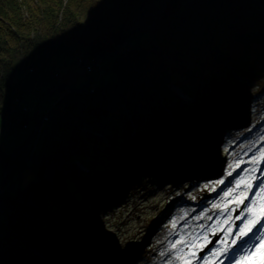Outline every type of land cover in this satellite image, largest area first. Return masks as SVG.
Here are the masks:
<instances>
[{
    "label": "trees",
    "instance_id": "1",
    "mask_svg": "<svg viewBox=\"0 0 264 264\" xmlns=\"http://www.w3.org/2000/svg\"><path fill=\"white\" fill-rule=\"evenodd\" d=\"M125 1L67 0L58 20L62 0H0V116L18 112L10 108L20 97L12 82L19 56L23 61L30 52L60 54L83 48L84 54L95 57L112 50L135 32L125 36L132 24L127 19L116 22L120 27L116 33L110 21L105 22ZM138 1L123 5L118 13L131 16L130 9ZM167 1L161 18L147 29L146 43L128 45L127 51L121 48L113 57L110 69L123 62L125 72L117 71L114 81L95 86L100 89L93 91L95 95L71 92L57 104L67 110L60 118L74 112L79 120H102V127L81 131L82 123L78 124L72 138L59 140L51 151L49 147L38 178L25 186L21 199L4 195L3 187V198L12 211L0 229V264H10L8 260L17 252L25 259L18 264H69L73 252L79 256L93 252L90 245L103 240L99 212L114 201L100 200L91 191L96 193L98 181L111 184L117 180L121 198L131 185L135 192L142 186L153 160L165 156L162 147L169 137L161 133L168 120L157 124V114L178 119L188 130L204 122L215 128L220 125L223 104L237 99L235 75H241L244 67L262 75L256 94L264 89V0H187L191 2L187 9L179 0ZM134 62L141 66L134 68ZM195 81L206 89H197ZM168 84L188 92L193 102L167 95L164 87ZM25 119L23 115L19 123ZM176 125L169 133L175 150H180L183 128ZM183 152H176L178 160L193 156L190 149ZM0 158L4 165L8 162L1 149ZM79 164L85 168L83 174H78ZM65 192L64 202L59 199ZM71 193L79 194L73 204L66 200Z\"/></svg>",
    "mask_w": 264,
    "mask_h": 264
},
{
    "label": "rangeland",
    "instance_id": "2",
    "mask_svg": "<svg viewBox=\"0 0 264 264\" xmlns=\"http://www.w3.org/2000/svg\"><path fill=\"white\" fill-rule=\"evenodd\" d=\"M140 1L142 2V0ZM162 1L142 2L133 15L127 16L123 13L121 19L118 12L123 5L128 4L125 1L120 8L115 9L116 7H112L115 10L110 13L105 22L110 21L109 26L113 28L118 20L126 22L125 19H127L128 22L132 21L131 27L124 31L125 36L135 31L128 36V45L144 44L146 43L143 42L144 38L149 33L147 30L138 31V29L147 27L153 20H156ZM66 2L67 0H62V6L57 15L58 20L62 16L61 13ZM167 2L166 0L164 9ZM179 2L185 9L191 5V2H187V0H179ZM195 4L198 5L199 2ZM118 29H120L119 26ZM94 35L93 33L90 36L94 38ZM124 49L128 50L127 47ZM128 52L123 53L128 54ZM79 56V51L62 52L60 54L49 51L46 54L30 52L23 61L21 56L18 57L12 82L21 89L19 90V88L13 86L14 91L18 89L20 97L18 101L13 100L14 102H12L10 108L14 110V107H18V112H7L0 116V149L7 156L8 163L7 161L6 163L9 164L3 183L4 195L16 196L21 199V195L26 192L25 186L30 181L33 183L38 178L37 171L44 155L48 153L49 147L51 151V147L60 142L59 140H64L67 137L72 138L73 131L77 129L78 124L82 123V126H78L80 130L85 127L88 129L102 127L103 121H99L100 123L98 121L93 122L90 117L79 120L74 112H68L66 115H69V117L65 115L68 119L65 117L64 119H62L63 117L60 118L67 110L57 104H60V99L71 92L95 95L93 91L100 90L95 89V86H104L108 82L114 81L117 71H126L121 70L125 65L121 61L122 63L117 64V67L113 69L114 71L111 70V61L116 56L113 55L103 60L95 69L93 67L88 69L81 64ZM137 66L140 67L141 64L134 62L133 67L137 68ZM261 76L250 78L246 81V84L244 83L245 80L241 81V84L244 83L241 90L242 92L245 91L246 96L243 100V109L241 107L240 110H235L228 117L232 120H243L245 123L232 127L224 135L222 130L213 129L211 125L203 123L200 127L202 131L198 132L197 135L202 136L204 140L212 141V143L208 148L201 147L197 153H194L186 166L172 161V163H169L171 165L168 164L167 167L153 164L154 173L152 175L156 178H154L155 181L145 180L141 189H136L132 196L126 198L125 195L120 201L118 194L110 199L99 198L100 200H106L107 203L114 201V205L112 204L106 211H100L97 217L98 224L103 230L104 243L98 247L99 253H102L99 255L91 254L86 257L72 256L69 264H118L120 262L124 264L129 254L131 255L128 261L136 257L133 264H183L186 261L193 264V252L202 249V246L210 241L215 231L220 232L219 234L222 236L223 222L229 218V211L227 212V210L235 209L236 211L244 205L239 204V200L248 193V189L245 187L246 182H251L256 186L264 183V152H261V149H264V93L260 92L258 95H252L255 91L254 88H257L256 85L262 80ZM64 85L80 90V92L65 89L62 87ZM51 86L57 88V91L54 92L55 89H51ZM38 105L37 118L40 120V124L37 134L25 144L21 151L20 149L32 134V129L35 126V113ZM249 108L251 114L256 117V122L254 121L251 124L249 123V116L251 115L247 114ZM23 112L27 118L23 123H19ZM46 113H49L50 118L42 120V116ZM69 118L74 119V121L69 120ZM59 123H63V127H60ZM223 136L225 137L224 142ZM222 142L224 147H222ZM211 146H213L212 153L209 151ZM167 154L172 155L171 152ZM15 155H17V158L13 160L11 157ZM201 157H205L209 161L218 159L217 167L213 170H206L201 166L206 160ZM49 161L50 159H47L46 162L50 166ZM4 162L0 158V182ZM223 164H227L229 170L221 171ZM199 165L200 167L197 168ZM84 171L85 168L81 166L78 174H83ZM229 172H231V175H228ZM212 173L214 175L211 176ZM206 175L210 177H205ZM257 177H259V180ZM241 179L243 182L237 187L236 181ZM84 180L86 184H89L86 179ZM220 181L224 182L219 183ZM202 185L207 186L202 187ZM89 186L94 189L90 184ZM229 188H233V192L229 196H225L224 193ZM2 191L3 189L0 193H3ZM255 191L256 188L253 187L252 192L255 193ZM101 193L106 196L104 192ZM102 194L99 195L103 196ZM179 197L193 201L195 205L198 204V200L202 201L201 207L197 208L198 212L200 215L215 219L211 227L210 225L204 226L206 231L200 232L198 224L191 219L184 224H179L181 218L175 216V214H179L177 213L179 206L176 204L177 207L171 211L175 207L173 206V200ZM250 202V199L245 201L248 204ZM214 204L216 205L215 208L213 207ZM261 205H264V192L257 197L254 205L256 211L246 213V218H258ZM0 206V229H2L6 223V212L12 211V208L11 205H5L1 201ZM184 209L186 211V208ZM66 210H68V207ZM217 220H219V223ZM237 222L241 224L242 221L237 220ZM165 225L167 226L164 227ZM210 228L212 229L209 231ZM67 236L69 238V235ZM165 238L169 239L167 244H164ZM63 241L66 242L67 238L63 237ZM220 241L218 238L217 242ZM174 244L175 247H173ZM110 252L111 255H108ZM254 254L262 256L261 258L264 259V252L260 249H257Z\"/></svg>",
    "mask_w": 264,
    "mask_h": 264
},
{
    "label": "bare ground",
    "instance_id": "3",
    "mask_svg": "<svg viewBox=\"0 0 264 264\" xmlns=\"http://www.w3.org/2000/svg\"><path fill=\"white\" fill-rule=\"evenodd\" d=\"M133 2V0H128V3H132ZM119 50H122V49H119ZM118 50V51H119ZM128 55L129 56H132V54L130 53V52H128ZM80 60L82 61V59L80 58ZM248 69L249 68H247V67H244L243 68V73H245L244 75H242L241 73V75H235V77H236V79H238V80H241V81H243V80H245V81H247L249 78H250V75H248ZM245 84L247 83V82H244ZM244 83L243 84H238V87H239V92H236V98L237 99H239V97H240V88L242 87H244L243 85H244ZM196 86H197V89H199V88H201V89H206V87H201V86H203V85H199V83L198 82H196L195 81V83H194ZM58 86H60V85H58ZM63 88H65L64 86H62ZM164 87V86H163ZM51 88H53L52 86H51ZM53 89H55L54 90V92L55 91H57V88H53ZM66 89V88H65ZM67 89H69V90H71V88H68L67 87ZM164 89H165V92L167 93V95H172V96H175L176 98H180V99H184V100H186V101H189V102H193V100H194V98L191 96H188V92H186L185 90H182V89H180L178 86H176L175 84L173 85V84H168V85H166L165 87H164ZM231 93H233L234 94V91H232ZM245 93V91L243 92V94ZM137 100H140V99H137ZM206 101H209L208 99H205ZM242 100V99H241ZM149 100L148 99H146V101H145V104H147L146 102H148ZM243 101V100H242ZM228 102V101H227ZM238 106L239 107H241V104H240V102L238 103ZM162 108H165L164 106H162ZM235 108H236V106H234V107H228L226 110H220V116H227V117H229L232 113H234L235 112ZM160 109V108H159ZM237 109V108H236ZM163 114V115H162ZM166 113H161V114H157V116H158V120L156 121V123L158 124V123H162V120H168V122L165 124V128H163L164 129V131H162L161 133H167L168 131L171 133V134H173V132H174V130H175V127H177V125L176 124H178L179 126H181L182 128H183V125H182V123L178 120V119H175L174 120V118H171V117H167V119L164 117V115H165ZM218 116V115H217ZM216 116V117H217ZM50 118V117H49ZM176 121V122H175ZM203 123V122H202ZM204 123H207V122H204ZM97 125V124H96ZM131 125V121L129 120V125L128 126H130ZM91 131L90 129H88V128H83L81 131ZM183 130V132L186 134V136L184 137V133H182V136H181V139H180V145H182V147H181V149L180 150H178L177 148V150H174V147H175V144H173V145H171V146H169L168 147V149H169V151L172 153V154H175L174 153V151H176V152H182V153H184L183 151H185V150H194V148H196L197 146H200V147H205V148H208V146L210 145V143H212V141H209V140H205L204 141V139H202V136H198V138H192V137H189L188 136V129H182ZM130 133H133V131H129ZM201 132V131H200ZM199 132V133H200ZM198 132H192V133H189L190 135H194V134H197ZM171 134H170V136H169V140H172V138H171ZM205 136H207V135H205ZM193 140H195V141H193ZM197 140V141H196ZM203 140V141H202ZM174 146V147H173ZM211 149H213V146H211ZM138 150V154L141 152V150H139V149H137ZM198 150H196V152H197ZM210 152L212 153L213 152V150H210ZM133 155H134V152H133ZM201 158H203L204 159V157H201ZM175 160L176 159H174L173 160V157L172 156H170L169 157V163L172 161V162H175ZM206 161L204 162V164H202L201 166H203V168H206V170H213V169H215L216 168V166L214 165V164H211V162L209 161V160H207V158L205 159ZM171 162V163H172ZM160 164H164V165H166V162H161V163H157L156 165H160ZM78 167H80L81 165L79 164V165H77ZM150 166L152 167L153 165H151L150 164ZM163 166V165H162ZM200 167V165L197 167V168H199ZM196 169V168H195ZM101 184H98L99 185V187L97 186V189H96V193L94 192V190H93V192L91 191V193H93V195L95 196V197H97V198H106V199H110V198H112L113 196H115L116 194H118L119 193V191H120V187H118V184H117V182H113V183H104L103 181H101L100 182ZM102 185V186H101ZM1 191V190H0ZM104 192L105 193V195L106 196H104L101 192ZM75 193V192H74ZM74 193H71L70 194V196L66 199V200H68V203L69 204H71L72 203V201H73V199H74V197H76L77 195H79V194H74ZM99 194H102L103 196H100ZM87 195V194H86ZM3 193H0V199H2V200H0L1 202H3L5 205H9L8 203H7V201H6V199L5 198H3ZM45 197H46V195H45ZM47 198V197H46ZM65 198H66V192L64 193V195H61L60 196V199L59 200H61V201H64L65 202ZM44 198H42V200H43ZM41 200V201H42ZM103 200V199H102ZM39 201V200H38ZM0 209H1V206H0ZM4 213V212H3ZM7 213V212H6ZM71 237V238H70ZM69 238L70 239H72V241H73V237L72 236H70L69 235ZM1 241H0V246H1ZM29 247H34L33 245H31V244H29L28 245ZM41 247V246H40ZM108 255H111V252L108 254ZM10 258V257H9ZM24 258H23V254L21 253V252H17L16 253V255H15V257H13V258H10V260H8L9 262H11L10 264H18V263H22V262H24Z\"/></svg>",
    "mask_w": 264,
    "mask_h": 264
},
{
    "label": "snow or ice",
    "instance_id": "4",
    "mask_svg": "<svg viewBox=\"0 0 264 264\" xmlns=\"http://www.w3.org/2000/svg\"><path fill=\"white\" fill-rule=\"evenodd\" d=\"M261 152H264V149H261ZM228 175H231V172H229ZM257 179H259V177H257ZM223 182L224 181H220L219 183ZM242 182V179L237 180L236 186L239 187ZM253 187L256 188L255 193L252 192ZM232 192L233 188H229L224 193V195L229 196ZM262 192H264V183H261L258 186H249L248 193L239 200V204H245V201L249 199L251 202L245 205V207L240 211V214L234 218L235 220H240L242 222L239 225L238 230L234 233H232L231 229L228 230L229 234L234 236L231 244L227 248L223 249L222 252L220 249L215 250L216 252H221V254L224 255L226 259L235 261V264H242V261H244L250 255H253L257 249H260L262 252H264V205H261L259 209L260 215L258 218H246V213H254L256 211L254 205L256 203L257 197L260 196ZM213 207L215 208L216 205L214 204ZM234 210L235 209H233V211ZM248 240H254L255 243L249 244ZM175 246L176 245L174 244L173 247ZM192 255L196 256V253L193 252ZM185 264H191V262L186 261ZM202 264H209L207 256L203 258ZM220 264H223V261H221Z\"/></svg>",
    "mask_w": 264,
    "mask_h": 264
},
{
    "label": "water",
    "instance_id": "5",
    "mask_svg": "<svg viewBox=\"0 0 264 264\" xmlns=\"http://www.w3.org/2000/svg\"><path fill=\"white\" fill-rule=\"evenodd\" d=\"M165 2H166V0H163L162 1V3H161V6H160V11H159V15H158V17L156 18V20H158V19H160V17L162 16V13H163V9H164V5H165ZM142 4V2L141 1H138V2H136L132 7H131V9H130V12H135V10H136V8H138L139 7V5H141ZM123 13H125V12H123ZM118 14H120V13H118ZM127 16H129L128 15V13H125ZM134 14V13H133ZM132 14V15H133ZM122 14L120 15V17H121V19H122ZM156 20H153L152 21V23H150L147 27H144V28H140V29H138V31H144V30H147V29H149L153 24H154V22L156 21ZM123 20H118V22H122ZM118 23H116V25L112 28V29H114V30H112L113 32H118L119 31V29H118V25H117ZM106 39H107V37H106ZM125 39V37L123 38V40ZM126 46H128V40L126 41V40H124V41H122V42H120V43H118V44H116L115 45V47L112 49V50H109V51H107V52H105L104 54H102V55H99V56H96V57H92L91 55H86V54H84L83 53V48L81 49H79V53H80V58L82 59V61H81V64L83 65V66H86V68H88L89 69V67H93L94 69H95V67H97L98 65H100V63L103 61V60H105L106 58H108V57H111V56H113V55H116V53L118 52V50L119 49H121V48H124V47H126ZM89 79H90V77H89ZM89 79H88V81H89ZM88 81H87V84H88ZM64 87L65 88H67V86L66 85H64ZM68 88H71V87H68ZM51 89H53V88H51ZM71 90H77V89H75V88H71ZM77 91H79L80 92V90H77ZM40 103V102H39ZM40 105V104H39ZM39 105L37 106V109H36V113H35V118H36V123H35V126L33 127V129H32V134H30V136L27 138L28 140H26L25 141V143L23 144V146H22V148L20 149L21 151H22V149L24 148V146H25V144H27L28 142H29V140L32 138V137H34V135L35 134H37V129H38V127H39V124H40V120L37 118V111H38V108H39ZM23 115H24V112L22 113ZM49 113H46L45 115H43L42 116V120H48L49 119V115H48ZM26 117V116H25ZM27 118V117H26ZM102 121V120H101ZM100 121V122H101ZM99 121H98V123H100ZM200 131H202V129H200V127H196V128H190L189 130H188V132L189 133H192V132H200ZM17 155H15V156H12L11 158H13V160H16V157ZM8 163V162H7ZM5 164L4 165V167H3V172H2V178H1V182H0V190L1 189H3V183H4V177L6 176V171L8 170V168H9V164ZM101 181H98V182H96V185L99 187V185L98 184H101L100 183ZM113 182H115V180H113L111 183H113ZM105 183V182H104ZM102 186V185H101ZM101 244H103L104 242H103V240L100 242Z\"/></svg>",
    "mask_w": 264,
    "mask_h": 264
},
{
    "label": "built area",
    "instance_id": "6",
    "mask_svg": "<svg viewBox=\"0 0 264 264\" xmlns=\"http://www.w3.org/2000/svg\"><path fill=\"white\" fill-rule=\"evenodd\" d=\"M19 98H16L15 100L18 101ZM18 109V107H16Z\"/></svg>",
    "mask_w": 264,
    "mask_h": 264
}]
</instances>
